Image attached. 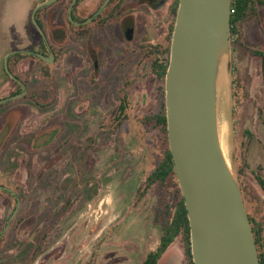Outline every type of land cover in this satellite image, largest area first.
Returning a JSON list of instances; mask_svg holds the SVG:
<instances>
[{
    "label": "flooded vegetation",
    "instance_id": "af4514ba",
    "mask_svg": "<svg viewBox=\"0 0 264 264\" xmlns=\"http://www.w3.org/2000/svg\"><path fill=\"white\" fill-rule=\"evenodd\" d=\"M48 1L34 8L40 6L36 19L41 30L31 16L39 34L11 42L2 57L0 101H6L0 102V264H58L52 253L44 260L43 238L33 245L28 236L76 230L71 219L77 217L78 191L91 181L90 164L85 178L77 177V138L86 136L94 118L85 99L88 84L78 80L98 74L104 97L117 87L123 92L121 105L126 103L124 91L142 68L155 74L157 64L170 61L179 7L177 0ZM96 29L104 34L97 35ZM239 35L231 34L234 48ZM252 53L262 60L264 85V50ZM113 76L121 83H113ZM65 80L79 92L73 98L61 95L70 90L62 88ZM244 136L248 151L255 135L247 130ZM261 158L255 168L248 157L238 159L245 207L264 264V153Z\"/></svg>",
    "mask_w": 264,
    "mask_h": 264
},
{
    "label": "rangeland",
    "instance_id": "374dc122",
    "mask_svg": "<svg viewBox=\"0 0 264 264\" xmlns=\"http://www.w3.org/2000/svg\"><path fill=\"white\" fill-rule=\"evenodd\" d=\"M39 1L0 0V74L2 57L10 49L11 42L18 43L25 36L39 34L31 21ZM96 33L104 34V30L96 29ZM239 34L235 48L231 46V73L224 87L227 123L220 130L224 154L238 178L240 156L248 157L255 168L264 153L262 60L252 53L253 49L264 50V5L239 26ZM87 77L81 75L78 82L88 84L90 93L85 99L91 102L94 118L86 136L77 138V166L81 168L77 169V177L84 179L88 172L85 167L90 164L91 181L78 191L77 217L71 219V226L75 222L76 230L74 233L28 236V242L41 244L43 238L44 260L52 253L58 264H142L158 245L162 226L158 186L141 195L142 187L160 159L158 130H148L140 123L159 106V81L148 68L141 69L135 83L124 91L127 118L118 124L122 118L123 92L114 87L105 92L104 97V80L98 74L93 75L92 80ZM111 81L116 85L121 83L114 76ZM70 83L72 81L68 80L62 83V88L70 89L61 91L64 99L79 93L75 94ZM237 88L242 91L241 97L234 96ZM247 130L255 135L248 151L243 146ZM160 264H187L180 239Z\"/></svg>",
    "mask_w": 264,
    "mask_h": 264
},
{
    "label": "water",
    "instance_id": "95a60500",
    "mask_svg": "<svg viewBox=\"0 0 264 264\" xmlns=\"http://www.w3.org/2000/svg\"><path fill=\"white\" fill-rule=\"evenodd\" d=\"M232 2L180 0L166 74L169 145L190 220L195 264H261L219 125L220 79L224 70L227 80L231 73ZM39 7L33 22L41 30Z\"/></svg>",
    "mask_w": 264,
    "mask_h": 264
},
{
    "label": "trees",
    "instance_id": "16d2710c",
    "mask_svg": "<svg viewBox=\"0 0 264 264\" xmlns=\"http://www.w3.org/2000/svg\"><path fill=\"white\" fill-rule=\"evenodd\" d=\"M178 4L179 0L176 1L177 7ZM263 5L264 0H233L232 8L235 10V13H232L231 16V34L239 33V26L245 23L251 16L257 14L260 6ZM169 62V59H167L162 65L157 64L154 70L159 81L157 88L159 106L154 112L145 115L140 121L146 129H156L159 133L160 159L155 171L151 173L142 187L141 195L144 196L148 191L158 186L160 192V206L158 212L162 224L159 243L154 250L148 253L142 264H160L164 255L178 239H180L183 244L187 264H195L192 253L190 220L185 198L175 172L173 155L169 145L165 98V82ZM236 81L238 80L235 79L234 83H236ZM239 90V88L234 90L235 97H241L242 91ZM120 108V115L122 118L119 120L118 124H122L127 118L126 111L128 107L125 102L122 103Z\"/></svg>",
    "mask_w": 264,
    "mask_h": 264
},
{
    "label": "bare ground",
    "instance_id": "6f19581e",
    "mask_svg": "<svg viewBox=\"0 0 264 264\" xmlns=\"http://www.w3.org/2000/svg\"><path fill=\"white\" fill-rule=\"evenodd\" d=\"M227 82V76L226 74L222 73L221 75V79H220V102H219V125H220V130L222 128L225 127L226 123H227V114L224 112L226 109V91H225V85ZM225 91V93H224ZM222 102H223V106H222ZM223 109V110H222ZM222 132V131H221Z\"/></svg>",
    "mask_w": 264,
    "mask_h": 264
},
{
    "label": "built area",
    "instance_id": "2783aa9c",
    "mask_svg": "<svg viewBox=\"0 0 264 264\" xmlns=\"http://www.w3.org/2000/svg\"><path fill=\"white\" fill-rule=\"evenodd\" d=\"M234 11H235V10L232 8V9H231V13H234Z\"/></svg>",
    "mask_w": 264,
    "mask_h": 264
}]
</instances>
